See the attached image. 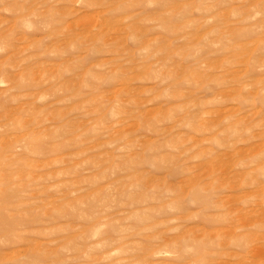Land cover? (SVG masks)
Instances as JSON below:
<instances>
[{
	"label": "rangeland",
	"instance_id": "obj_1",
	"mask_svg": "<svg viewBox=\"0 0 264 264\" xmlns=\"http://www.w3.org/2000/svg\"><path fill=\"white\" fill-rule=\"evenodd\" d=\"M0 264H264V0H0Z\"/></svg>",
	"mask_w": 264,
	"mask_h": 264
}]
</instances>
